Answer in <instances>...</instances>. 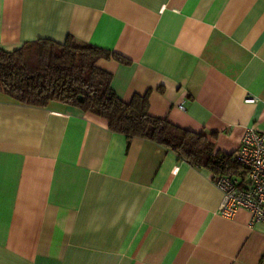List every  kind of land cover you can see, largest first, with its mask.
Returning a JSON list of instances; mask_svg holds the SVG:
<instances>
[{
  "label": "crops",
  "instance_id": "0c3cea01",
  "mask_svg": "<svg viewBox=\"0 0 264 264\" xmlns=\"http://www.w3.org/2000/svg\"><path fill=\"white\" fill-rule=\"evenodd\" d=\"M68 37L109 54L95 67L122 102L147 95L214 154L264 131V0H0V50ZM213 180L93 114L0 93V264L264 263V225L220 216Z\"/></svg>",
  "mask_w": 264,
  "mask_h": 264
},
{
  "label": "trees",
  "instance_id": "16d2710c",
  "mask_svg": "<svg viewBox=\"0 0 264 264\" xmlns=\"http://www.w3.org/2000/svg\"><path fill=\"white\" fill-rule=\"evenodd\" d=\"M108 56L71 37L63 44L37 40L12 52L0 50V93L29 106L54 102L75 107L106 120L111 131L128 139L151 141L193 166L208 168L214 177H243L233 154H214L207 136L150 116L147 95L122 102L110 88V75L95 67Z\"/></svg>",
  "mask_w": 264,
  "mask_h": 264
},
{
  "label": "built area",
  "instance_id": "2783aa9c",
  "mask_svg": "<svg viewBox=\"0 0 264 264\" xmlns=\"http://www.w3.org/2000/svg\"><path fill=\"white\" fill-rule=\"evenodd\" d=\"M232 160L245 174L214 177V185L222 195L217 212L230 219L239 210H245L252 223L264 225V131L247 128Z\"/></svg>",
  "mask_w": 264,
  "mask_h": 264
}]
</instances>
